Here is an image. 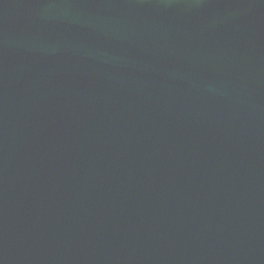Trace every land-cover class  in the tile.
I'll use <instances>...</instances> for the list:
<instances>
[{"label":"water","instance_id":"water-1","mask_svg":"<svg viewBox=\"0 0 264 264\" xmlns=\"http://www.w3.org/2000/svg\"><path fill=\"white\" fill-rule=\"evenodd\" d=\"M0 264H264V0H0Z\"/></svg>","mask_w":264,"mask_h":264}]
</instances>
